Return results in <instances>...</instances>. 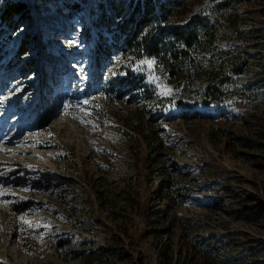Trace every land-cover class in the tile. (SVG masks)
I'll return each instance as SVG.
<instances>
[{"label": "rangeland", "instance_id": "374dc122", "mask_svg": "<svg viewBox=\"0 0 264 264\" xmlns=\"http://www.w3.org/2000/svg\"><path fill=\"white\" fill-rule=\"evenodd\" d=\"M16 1L0 22V264H264V0L239 9L248 69L218 104L202 65L171 83L115 51L95 77L100 0ZM180 1L169 23L214 21L219 0Z\"/></svg>", "mask_w": 264, "mask_h": 264}, {"label": "trees", "instance_id": "16d2710c", "mask_svg": "<svg viewBox=\"0 0 264 264\" xmlns=\"http://www.w3.org/2000/svg\"><path fill=\"white\" fill-rule=\"evenodd\" d=\"M251 1L254 0H219L211 9L213 22L205 21L206 16L202 17L199 12L190 16L187 23L175 24L169 23L168 17L180 0H100L97 19L103 24L107 21L106 28L101 29L109 35L95 38L91 72L97 77L107 54L110 56L115 51L145 55L160 65V71L171 83L182 81L194 67L199 69L202 65L201 75L207 80L204 96L207 103L218 104L225 85L248 69V58L242 46L247 33L241 29L244 22L239 9ZM25 9L24 2L6 0L0 4V22L15 24V16L22 17ZM218 25L222 28L218 29ZM218 41L225 42L229 48H222L220 58H213ZM27 47L28 42L21 39L16 55L24 57L28 53ZM205 57L211 59L203 65ZM112 61L109 58L106 63ZM122 71L125 70L122 68ZM130 74H124L126 82ZM133 87L131 84L129 88ZM248 91V87L236 86L231 92L232 98H244V92ZM155 135L152 131L146 141L157 153L162 149L163 140Z\"/></svg>", "mask_w": 264, "mask_h": 264}, {"label": "snow or ice", "instance_id": "6c2138e0", "mask_svg": "<svg viewBox=\"0 0 264 264\" xmlns=\"http://www.w3.org/2000/svg\"><path fill=\"white\" fill-rule=\"evenodd\" d=\"M142 63H146L149 66H152L154 64V61H143Z\"/></svg>", "mask_w": 264, "mask_h": 264}]
</instances>
